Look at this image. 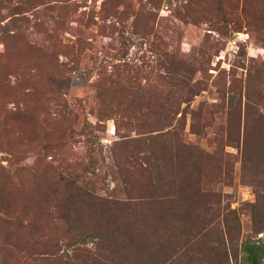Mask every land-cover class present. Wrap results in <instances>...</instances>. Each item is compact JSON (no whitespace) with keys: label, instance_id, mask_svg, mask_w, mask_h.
Segmentation results:
<instances>
[{"label":"rangeland","instance_id":"374dc122","mask_svg":"<svg viewBox=\"0 0 264 264\" xmlns=\"http://www.w3.org/2000/svg\"><path fill=\"white\" fill-rule=\"evenodd\" d=\"M96 85L105 102L137 97L144 126L108 116ZM256 111L264 0H0V264H130L103 236L101 200L112 212L158 185L160 221L149 199L137 207L154 263L245 264L244 241L264 251L261 158L242 161ZM181 142L204 157L167 163ZM139 149L161 151L160 172L131 193L123 162Z\"/></svg>","mask_w":264,"mask_h":264},{"label":"trees","instance_id":"16d2710c","mask_svg":"<svg viewBox=\"0 0 264 264\" xmlns=\"http://www.w3.org/2000/svg\"><path fill=\"white\" fill-rule=\"evenodd\" d=\"M77 40L78 41L72 42V43H74V44L79 43L80 40L79 39H77ZM104 71L106 73V70H104ZM100 72L97 73L98 76L100 75ZM110 75H112V74H110ZM104 89H106V88H104L103 86H97L96 85V90H98V92L102 93V96L98 94V97H99V99H101L102 104L104 105L108 116L121 114L122 115V116H120L121 120H123V118H124L126 120L127 125L132 126L133 128H134V126L140 127V128H142L144 126L143 124L138 122L139 121L138 116L133 112L134 103H135L134 98H137V97L132 96V98H130V99L128 98V100H126L127 99L126 97L121 98L120 100L116 99V98H106V102H105L103 99L104 95H105ZM118 93L120 94V97H122L120 90ZM255 115H256V119H255L256 124L258 125V128H257L258 132H255L253 134H246L245 135L246 137L243 138V140H242V153H243L242 161L247 163L248 161H254V159L261 158L259 164L263 168V172H262V175L259 176V178H256V180L258 182H260L261 188L264 189V112L258 113V111H256ZM248 125H249V123H248ZM141 134L142 133L137 134V135L139 136ZM139 138L140 137H138V139H137V142L139 145L138 148L142 149L143 148L142 146L145 145L144 139H139ZM125 143L126 142H124V144ZM114 147H115V144L111 147L112 151H114L113 150ZM140 149H139V151H137V154H138V152L140 155L142 154L141 157H138V156H137L138 158L132 157L131 153H130L129 158H135L136 165L131 164V162H129L128 160H125V163L123 162V166L124 167L127 166V168L125 167V169L127 170V174L132 175L134 173L135 175H138V177L133 181H130V177H127L126 179H125V177L123 178L124 183L128 184L129 190L131 193L136 192L138 186L134 187V184L137 180H139V178H143L146 173H148L147 175H151V173H150L151 170L150 171L148 170L149 166L153 165L157 169V171L160 172L159 171L160 169H159L157 163H155L157 161V159L154 158L153 155H155L161 151L155 152V151L151 150L152 152L150 154L149 153L145 154ZM177 151H178V154L175 157L173 156L172 160H169L167 163H170L172 161L173 162L174 161H180V160L184 161L187 159V155H191V156L201 155L200 158L204 157L202 151L199 152L200 153L199 154L196 151V149H194L191 146H188V144L187 145L184 144V142H181L178 145ZM253 155H254V157H253ZM116 156H115V158H116ZM123 156H124V154H123ZM98 159L101 161L102 156H99ZM195 164H197V163H194V165ZM91 165H93V164H91ZM193 169H194L193 167H190L189 170L184 168V172L182 173L183 175H185L184 179L187 177H189V178L193 177V175L197 176V174L199 175V173H201L200 170L191 171ZM147 179L150 181V184L152 187L154 179H152V178H147ZM180 188L183 189L184 184H182ZM152 189L153 190L157 189L160 191L156 195H152V196L150 195L148 197H135V198L113 200L111 202V205L114 208L112 210V212H111V210H109V208H107V205L110 203V202H108V199L104 198L101 200L103 203V206H104L103 216H106V219H107L106 223L109 222L111 224L110 225V224L104 223V227L102 228L103 236L105 235L107 237V240L109 238H111L112 241H116V243L118 244L117 245L118 256H120L122 254L123 257H128V262L130 264H160V262L157 259H156L157 260L156 263H154V260H152L155 258V255L153 254L154 253V247H156L158 249V247L160 245L158 243L155 246L149 245L148 240H147L148 239L147 231H144V227L146 225V224H144V221H145V217L147 214L142 213V212L137 210L138 206H140L144 201H145V203H147V200L149 199L150 202H148V203H149V205L153 206L154 211H156L155 217L158 219V221H160V218L162 216V205L165 202L164 198L166 195L163 193L164 192L163 187L160 185L154 186V188L152 187ZM258 199H259V197H258ZM138 200H140V201H138ZM263 204H264V202H263ZM263 208H264V205L260 204L257 206L255 204H253V206H252L253 216L255 218L260 217L261 214L264 213ZM107 209L109 211H107ZM184 215L186 217L189 216L190 218H192V216L190 214L185 213ZM141 225H142L141 229H142L143 233H141V229L139 227ZM127 238L136 242L137 244L134 245V243L132 241H128V244H130L131 246L130 247L124 246ZM140 238L145 239L146 243L145 244L141 243V241L139 240ZM241 251L244 255V263L245 264H263L262 260L264 257V251H263V247L260 246L259 244L255 243V242H251V241H244L242 243V246H241ZM124 252H126V253H124ZM171 262H172V260L170 261V263Z\"/></svg>","mask_w":264,"mask_h":264}]
</instances>
